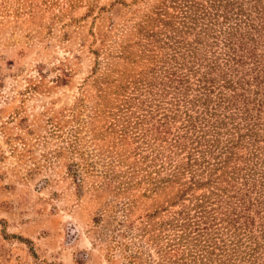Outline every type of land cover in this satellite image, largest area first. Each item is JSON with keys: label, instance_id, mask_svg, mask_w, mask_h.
I'll list each match as a JSON object with an SVG mask.
<instances>
[{"label": "rangeland", "instance_id": "obj_1", "mask_svg": "<svg viewBox=\"0 0 264 264\" xmlns=\"http://www.w3.org/2000/svg\"><path fill=\"white\" fill-rule=\"evenodd\" d=\"M200 261L264 264V0H0V264Z\"/></svg>", "mask_w": 264, "mask_h": 264}, {"label": "trees", "instance_id": "obj_2", "mask_svg": "<svg viewBox=\"0 0 264 264\" xmlns=\"http://www.w3.org/2000/svg\"><path fill=\"white\" fill-rule=\"evenodd\" d=\"M205 78V76H203ZM205 79L202 80V82H204ZM206 82V81H205ZM206 98H203V101H205ZM221 98H218V101L220 100ZM202 105H206L205 103L201 102ZM190 116V115H189ZM193 125V124H192ZM193 131L196 132V129L193 125ZM199 133V131H198ZM190 144L192 145L193 143H196L197 145H194V146H191L190 148L192 149L191 151H189L190 154H187L186 155V159L185 161L183 162L184 165H187V164H191V161H195L196 160V157L197 156V153H195L196 151H198L199 149L203 148L201 147L203 143L201 142H204V148H206V151H208L207 153H211V150H209L210 147H212V143L214 142L215 139H208V138H205L202 134H196L194 136V138H190ZM209 141L211 142V144L209 143ZM168 146L170 148H175V149H178V150H185L188 148V146L185 144V142L183 140H179V141H174L170 144H168ZM201 151H198V153H200ZM212 155V154H210ZM206 184L205 182H198V181H195L194 183V186L195 187H200L202 185ZM205 195L204 194H201V195H198V196H195L193 201H192V207H193V212H194V221H195V224L196 225H200L201 223H205V220L208 219V217H210V212L208 211V213H206V210L204 208V201H205ZM197 209V210H196ZM188 210H191V209H187ZM196 213V214H195ZM187 213L183 214V217H186ZM232 214V216H231ZM222 218L221 220H225V219H228L226 222L229 223L232 227L235 228V223H236V215L232 212H229L228 214H225L223 213L222 214ZM247 219H245V223L247 222L246 221ZM207 253H211V251H208L207 250ZM130 258H134L133 256H129ZM200 264H204L200 261Z\"/></svg>", "mask_w": 264, "mask_h": 264}]
</instances>
